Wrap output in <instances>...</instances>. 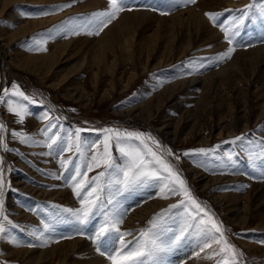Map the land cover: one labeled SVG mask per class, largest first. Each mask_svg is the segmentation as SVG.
<instances>
[{"label":"rangeland","instance_id":"rangeland-1","mask_svg":"<svg viewBox=\"0 0 264 264\" xmlns=\"http://www.w3.org/2000/svg\"><path fill=\"white\" fill-rule=\"evenodd\" d=\"M200 1L196 0L194 4H182L179 0H127L126 9L118 13L117 18L107 25L108 28L122 21L121 15L124 16L123 14L126 13L150 11L155 16L147 17V22L137 29L132 46L135 52L132 61L124 62L120 49L115 48L119 57L114 64L116 67L113 65L114 72H109L108 69L102 71L94 61L99 53L102 54L98 49L105 41L103 36L108 28H103L98 35H95L88 34L95 31L93 26L89 25L87 29L81 27L87 24L92 13L109 10V0H102L100 5L94 4L96 0H75V2L18 0L7 14L0 16V34H4L0 38L5 37V33L15 31L26 19L39 17L50 19L54 16L48 24L38 27L30 34L15 37L14 44L7 48L10 52L8 60L11 61L13 74L21 80L11 78L0 89V96L5 97L4 101L0 102V122L6 128L3 142L9 149H13L5 151L0 144L5 180L4 212L7 215L6 221H0L7 229L3 238H0V264H28L23 259L12 257L8 253L11 246L31 247L30 249L36 248L39 251L52 247V244L58 240L75 239L88 242L97 256L102 259L101 262L87 264H113L109 255L131 251L153 236L168 243L185 227L184 206L162 212L169 209L170 205L179 204L184 197L182 194L171 195L167 190L161 192L160 180L140 184L128 191H117L119 186L114 183L108 185V181L112 179L111 170H106L103 165L95 167V162L91 161L92 155L103 154L102 130L105 128L144 133L145 143L173 166V169L186 181L195 199L222 224L228 241L243 253L238 258L239 264H264V230L257 227L260 214L263 215L264 210H254L259 216L251 223L248 222V225L242 226L238 222H232L230 216H224V212L220 211L217 201L212 196L226 194L231 199L240 196L245 200L244 202H249L253 194L248 193L251 186L264 182V159L259 155L264 148V117L257 121L260 110H256L255 114L250 111L253 106L264 101L257 99L256 94L252 93V90L258 88L256 85L253 87V81L259 80L264 84V50H254L264 46V15H261L264 11V0ZM201 3L208 8L207 12L222 13L218 15L217 20L223 22L225 27H231L232 20L240 15L236 10L253 4L254 8L249 13L251 18L245 20V24L241 26L239 34L231 45L225 40V33L219 23L214 24L205 12L207 21L221 35V41H217L216 44L198 41L192 50L188 51L189 53H179L178 51L185 47L186 39L192 35V31H186L188 33L184 31L185 34L180 37V41H173V37L180 30L169 26L159 28L157 33V22L163 19L170 25L171 21L168 22V19L172 15L185 12L195 5H202ZM65 4H71V7L62 10L53 7ZM73 31L79 34H72ZM155 32L161 38H171L172 43L167 41L168 43L164 42V45L161 42V45H164L163 49L157 46L159 50L155 51L153 59L148 56L147 50L148 44H151L150 37L155 35ZM67 40L72 41L68 45V52L72 51L74 56L70 61L62 64L60 68L63 70L60 73L44 75L39 71L22 67L21 63L26 58V54L44 55L51 52L57 44ZM1 43L6 45V37L1 39ZM216 46H219V50ZM230 46L235 49L231 58L221 59V54ZM40 47L46 48L47 52L37 50ZM243 52L244 55L236 59ZM117 56L114 52L108 51L104 61L110 65ZM161 59L164 60L163 65L162 63L161 66L157 65ZM83 62L84 64H81ZM100 65L102 66L103 63ZM221 68H225L222 74L217 72ZM207 75L212 77L205 82L203 78ZM63 76H66L65 82H59ZM193 77L202 80L200 86L187 91V88L179 83L176 87L178 91L175 90L173 97L160 108V98L165 100L170 96V88H173L167 86ZM13 85L19 86V90L29 99L23 100L13 95ZM76 88L85 90L88 96L83 99L70 97L69 95ZM4 89L8 90L7 95ZM166 89L168 91H164ZM8 99L26 106L22 121L16 113L9 110ZM148 101L150 102L147 103ZM142 105L145 106L140 109ZM238 108L240 109L237 110ZM244 110L252 114L246 128H244L246 121L239 118L244 114ZM220 115L225 116L226 120L218 128L216 125L221 122ZM166 124L171 125L167 127L171 131L179 124L180 133L176 137L174 135L164 137L160 129ZM220 127L224 129L222 136H220ZM76 129L82 130L79 134L80 153H77L73 143ZM157 130L161 132L157 133ZM12 132L31 137V141L23 143L19 137H13ZM149 136L159 141L160 147L153 143L152 139H148ZM237 136H243V139L235 143H226L233 141ZM50 137L56 142L53 143ZM134 143L139 146L138 141ZM47 144H52V147L49 148ZM70 144L71 151L67 148ZM57 145L63 147V150ZM167 149H170L171 153H168ZM198 149L213 151L209 153L195 151ZM110 151L117 164L125 163V158L120 155L115 140L111 141ZM250 154L256 156L254 161L250 159ZM61 160L69 163L62 167ZM89 162L93 163V168L87 172L88 178L91 179L104 171L105 176L100 181L104 188L100 192V201H98L100 206L94 210L95 214L89 223L81 225L66 209L75 210L81 207L80 200L73 190L71 177L78 165L83 164L86 167ZM196 170L206 177L209 176V179L200 181V178L195 177ZM218 176L220 178L217 181H210L212 177ZM208 181H210L209 186L204 188ZM54 191H65L67 195H51ZM164 195L168 198H162ZM109 199L112 200L111 204L107 203ZM154 201L159 202L155 211L145 215L143 210H139ZM17 208L24 213H16ZM133 215L143 216L131 224L129 221L130 217H134ZM110 219H122V223L118 225L119 231L111 232L107 239L103 240L101 249L103 254H101L96 250L97 243L90 237ZM145 233L148 235L145 236ZM206 240L210 247H204L201 251V246ZM246 243L260 246V250L251 251L245 246ZM221 247L222 244L214 243L208 237L193 231L181 243L169 246L160 254V259L163 264H218L223 255L220 252ZM78 255L64 264H84L81 262V255ZM136 264H153V258L145 256Z\"/></svg>","mask_w":264,"mask_h":264},{"label":"snow or ice","instance_id":"snow-or-ice-1","mask_svg":"<svg viewBox=\"0 0 264 264\" xmlns=\"http://www.w3.org/2000/svg\"><path fill=\"white\" fill-rule=\"evenodd\" d=\"M75 2V0H73ZM182 4H194L196 0H179ZM110 9L106 11H98L91 14L90 19L87 24L82 25L84 29H87L89 25L93 26L95 31L89 32L88 34L98 35L103 28L107 27L109 23L115 18H117L118 13L124 11L127 7V0H109ZM58 9H63L66 7H71V4L65 5H55L53 6ZM254 8L253 5H246L243 9H238L240 13L239 16L232 20L231 27H225L223 22L217 20V13L207 12L206 15L214 24L219 23L222 31L225 33V40L231 45L235 37L239 34L241 26L245 24L246 19H250V11ZM47 15L48 13H44ZM264 15V11L261 12ZM72 34H79L73 31ZM37 50L46 51L44 47H40ZM234 47L230 46L223 54H221V59L231 58V54L234 52ZM13 95L20 97L23 100H28L29 98L19 90V86L13 85ZM5 95L8 94V90L4 89ZM4 96H0V102L4 101ZM33 103L35 101H32ZM9 110L16 113L20 120L22 121L26 112V106L19 103H14L12 99L7 100ZM6 131L5 125L0 122V144L3 145L5 151H12L9 149L7 144L3 142V133ZM81 129L75 130V140L73 143L76 146L77 153L81 152ZM104 133V151L102 155L94 154L91 156V161L95 162V167H101L103 165L106 170H111L110 176L112 179L108 181V185L111 186L113 183L118 185L117 191H128L140 184L150 182L153 180H160L162 182L161 192L167 190L171 195L182 194L184 199H182L179 204L170 205L169 209L162 210V212L170 211L172 208H178L184 206L186 213V223L185 227L177 233L170 242L165 243L158 237H150L149 239L143 241L138 247L133 248L124 254L117 252L115 255H109V259L113 261V264H136L137 261L142 260L143 257L148 256L153 258V264H163L160 259V254L165 252L169 246L172 244L181 243L184 239H187L193 231L200 234L201 236H206L214 243L222 244L220 252L223 254L221 261L218 264H239V256L243 253L236 248L235 245L231 244L224 234V229L221 223H219L213 214L207 211L201 203H199L195 197L191 194L190 189L187 187L186 181L182 176L173 169V166L168 163L163 156L158 155L156 151H153L151 147L147 145L144 141L145 134L141 132H130L127 130L121 131L120 129L105 128L102 130ZM13 137H19L21 142L29 143L31 137L22 135L19 132H12ZM55 136V134H54ZM52 142L55 143V139L51 138ZM152 139L158 147H160L159 141ZM243 136H237L233 141L226 143H235L238 140H242ZM115 140L118 145L119 153L125 158V163L117 164L110 151L111 141ZM134 141L139 142L137 146ZM47 143V142H46ZM49 148L52 144H47ZM61 147L60 145H57ZM68 150L71 151V144L67 146ZM63 150V147H61ZM171 153L170 149L166 150ZM201 153H209L213 151L212 149H198L195 150ZM50 154V153H47ZM188 155V153H185ZM262 159H264V148L259 154ZM179 159V157H177ZM250 159L253 161L256 156L250 154ZM89 162L85 167L83 164L76 167L74 175L71 177L73 181V190L75 195L80 200L81 207L78 209H66V211L71 212L75 219L81 224L86 225L89 223L92 216L95 214V209L100 205V192L103 191L104 185L100 183L101 178L105 176V172L101 171L96 176L91 179L88 178L87 172L91 171L93 168V163ZM68 161L61 160V166L63 167ZM3 157L0 156V221H6L7 215L4 212V170H3ZM83 169V171H82ZM59 178V177H57ZM162 198H168L164 195ZM108 204L112 203L109 199ZM160 214H157L159 216ZM9 223H11L9 221ZM122 223V219H110L106 220L105 224L101 225L98 231L90 237L97 243V252H101L103 240L107 239V236L113 231H119L118 225ZM47 227V225H45ZM7 229L3 222H0V238H3ZM128 234V233H125ZM145 236L148 234L145 233ZM31 246V245H29ZM204 247H210V244L206 240L201 246V251ZM101 254H103L101 252ZM215 254V253H214Z\"/></svg>","mask_w":264,"mask_h":264},{"label":"bare ground","instance_id":"bare-ground-1","mask_svg":"<svg viewBox=\"0 0 264 264\" xmlns=\"http://www.w3.org/2000/svg\"><path fill=\"white\" fill-rule=\"evenodd\" d=\"M17 1L18 0H0V16L3 15V14H7L9 12V10H11L10 9L11 6H13V4L15 2H17ZM101 1L102 0H96V2L94 4L100 5ZM201 1L203 2L204 0H201ZM208 1H213V0H208ZM214 1H216V0H214ZM45 2H47V1H45ZM201 4L202 5H195V6H193L192 8L188 9L185 12H181L180 11L181 13H177L176 15H172L170 18L168 17L169 18L168 22H169V20L171 21L170 25L167 23V21H163V19L159 20L157 22L158 23V25H157L158 29L155 28L157 33L159 32V28H163V27H167L168 28L169 26L172 29H179L181 31V33L179 31L178 34L175 37L170 35L171 37H173V39H172L173 41L174 40L180 41V39H181L180 37H182L183 34L188 33L186 31H189V30L192 31V33H191L192 35L189 34L190 37L188 39H186L187 42L186 43L184 42L185 43L184 44L185 47L184 48L181 47L183 49H180L178 51L179 53L184 54V53H186L188 51L190 52V50H192V48L196 45V42H198V41L199 42L205 41L207 43H209V42L211 43L212 42V44H216L217 41L218 42L221 41V35L217 32L216 28L212 27V25L209 23V21H207L205 15H204V13L208 11L207 10L208 8H205L206 7L205 4H207V2L205 4H203V3H201ZM90 6H91V4H90ZM123 15L124 16L121 15V17H122L121 20L122 21H120L118 23H115V24H112L109 28L107 27L108 29L105 32L106 34H104V36H103L105 38V41H103V43L101 42L102 44L100 45V49H98V50H100L99 52H101L102 54L99 53L98 57L94 61H95V63H98L97 66L101 67L102 71H103V69L104 70L108 69L109 72H112L114 70L113 69V65L115 64L117 58L119 57V56H117L116 51H115V48H117V47L120 49V53L123 56L124 62H130V61H132L134 59L133 57H134L135 52H134L132 46H133V43H134V38H135L136 33H137V29L139 28V26H143L144 22H147V17L148 18H152L153 16H155L154 14L150 13V11H142V12L141 11H135V12H132L130 14L126 13V15L125 14H123ZM58 16H60V15H58ZM134 16H136V17L139 16V17L136 18ZM133 17L136 18V19H134ZM52 19H54V16H53V18H50V19H48L47 17H46V19L45 18H41V17L33 18V19H30V20L26 19L25 22L20 23L18 25V27L16 28L15 31H13L12 33H8V34L5 33V37H6V40H7L6 45L4 43H1V39L5 38V37L0 38V76H1V78H0V89L5 84H7L11 78L20 79L17 75L13 74V71H12V69L10 67L11 61L8 60L10 52L7 51V48L14 44L15 37H17V36L19 37V35L20 36L21 35L22 36H24V35L26 36V35L30 34L32 31L36 30L38 27H41V26H44V25L48 24ZM16 23H17V21H16ZM184 31H185V33H184ZM156 32H155V35H151V37H150V40H149L150 42L149 43H151V44L147 43L148 47H149V49L147 50V54H148L149 57H153V59L155 58V56H154L155 53H156L155 51L159 50L158 47H161V49H163V46L165 45V43H168V42L172 43L171 38H169V39H166L167 37L166 38H164V37L161 38L160 36H158V34ZM179 33L181 35H179ZM1 36H4V34H0V37ZM73 40H74V38H73ZM161 42H163V43L165 42L164 45H161ZM70 43H72V41L67 40V41H65L63 43L57 44L55 46V48L51 52L46 53V54L44 53V55H39V54H36V53L35 54H31V55H27L26 54V58L23 59L21 65H22V67L25 66L29 70L33 69L34 71H39L40 73H42L44 75L48 74V73L52 74L54 72H55L54 75H56L57 73H60V71L63 70L62 68H60L62 66V64H64L65 62L70 61L72 59V56H74L72 51L68 52V50H69L68 49V45ZM75 45H76V43H75ZM220 46H222V44ZM216 47L219 50V48H218L219 46H216ZM161 49H160V51H161ZM258 49L259 50H261V49L264 50V46H262V47L260 46L259 48H256L254 50H258ZM167 50H169V49H167ZM108 51L114 52L115 55L117 56L116 59L113 60V62L111 61L112 64H110V65H108V63L106 61H104L105 58H106V53ZM239 52H241V51H239ZM141 53H143V52H141ZM245 53H247V52H245ZM179 55H181V54H178V56ZM243 55H244V52L240 53L238 55V57H236V59L241 57V56H243ZM138 56H139V54H138ZM82 59H84V58H82ZM163 61H164L163 59L159 60L157 65L161 66V63ZM84 62L81 63V64H84ZM100 63H103V65L101 66ZM163 63H162V65H163ZM75 66H77V65H75ZM114 66L116 67V65H114ZM57 68H59V69L56 70ZM76 68H78V67H76ZM101 68H99V69H101ZM224 69L225 68H221L217 72L221 73V72L224 71ZM132 73H135V72H132ZM132 73H130V74H132ZM95 74H96V72H95ZM60 75L61 74H59V76ZM209 77H212V76H208V75L205 76L203 78L204 81L205 80L207 81V79ZM65 79H66V76H63L62 78L59 79V82H65ZM199 80H200L199 77H193V78L188 79V80L184 79V80H182L180 82L179 81H177L176 83L174 82L175 84H173V85L171 84L170 86H167V88H169V87H173V88H170V91H169V95L170 96H168L165 100L160 98L161 95L159 96V98H160V100H159L160 108L162 107V105H165L166 102L168 100H170L171 97H173V94L176 91H178L177 90L178 88L176 89V87H177V85H179V83H181V85L183 87L187 88L186 90L189 91V90H191L193 88H196V87L201 85L202 80H200V81ZM260 82L261 81H259V80L258 81L256 80L255 82L253 81V83H254L253 87L256 85V86H258V88L252 90V93L256 94L257 99L263 100L264 99V84L260 83ZM186 90H184V91H186ZM164 91H168V89H166ZM69 96L70 97L75 96L78 99H83L85 96L87 97L88 94H87V92L85 90L80 89V88H78V89L76 88L75 91H73ZM157 96H158V94H157ZM149 102L150 101H148L147 103H149ZM147 103H144V104L147 105ZM50 104H52V103H50ZM145 105H142L139 108L141 109ZM239 109L240 108H238L237 110H239ZM256 110H258V111L260 110V113L257 116V121H258V120H260L261 118L264 117V101L260 102L257 106H253L252 110H250V111L252 112V114H255ZM243 113L244 114L242 116H240L239 118L246 121V125L244 126V128H246V127H248V124H249V121H250V118H251L252 114L249 113L246 110H244ZM246 115H248L249 117H246ZM219 117L221 118V119H219L221 122L216 125V127H218V128H219V125H221L226 120L225 116L222 117V115H220ZM169 126H171V125L170 124L163 125L161 127V129H160L162 132L160 130H157V133H160V132L163 133L164 137H166V135L167 136L174 135L176 137L180 133L178 131L179 124L176 125V127H175V129L173 131L167 129V127H169ZM222 127H220L221 128L220 129V136H222L223 133H224V129L223 128H225V127H223V128ZM227 131H230V130H227ZM195 175H196L195 176L196 178H200L199 179L200 181H204L206 178L209 179L208 178L209 176L206 177L205 175L200 174L199 171H197V170H196ZM219 178H220L219 176L217 178L216 177H212L210 181L213 180V182H214L215 180L217 181V179H219ZM210 181H208L204 185V188H207L209 186V182ZM251 187L252 188H250L248 193L249 194L253 193V194L250 197V201L249 202H247V201L244 202L245 200L243 198H241L240 196L233 197V199H231V197L226 195V194L225 195L224 194H221V195L213 194L212 196H213L214 200L217 201L218 207L220 208V211L224 212V214H223L224 216L228 215V216H230L229 218H230V220L232 222H235V223L238 222L240 225L245 226L248 222L251 223L252 220H254L256 217L259 216V215H257L254 212V210L255 211L264 210V182H260V183L258 182L256 185H252ZM52 194H57V195L58 194H66L67 195V193L65 191H54V192L51 193V195ZM239 203H241V204L238 205ZM158 206H159V202L154 201V202L148 203L147 205L143 206L139 210H143V214H145V215L147 214L148 215L152 211H155V209L158 208ZM15 211H16V213H20V214L24 213L21 210H19L18 208L15 209ZM261 214H260V221L258 222L257 227L259 229H261V230H264V214L263 215H261ZM23 215H25V214H23ZM25 216H28V215H25ZM142 216L135 215L133 218L130 217V221L129 220L128 221L131 224H133V223L136 222L135 220L140 219V217H142ZM245 246L248 247V249L251 250V251L260 250V246L253 245L252 243H249V244L246 243ZM30 248H28V247L27 248H18V247L15 248V247L11 246V248L8 249L9 250L8 253L12 257L23 259L28 264H64L65 262H69L70 260H73V257H75V255H78V254L81 255V259L82 260L81 259L80 260H81V262H84V264L91 263V262L98 263V262H101V260H102L94 252V249H92L91 246H89V243L86 242V241H82L81 239H75V240H70V241H59L58 240V242H54L52 244V247L44 248V249L39 250V251H37L36 248H35L36 250L35 249H30ZM78 257H79V255H78Z\"/></svg>","mask_w":264,"mask_h":264}]
</instances>
